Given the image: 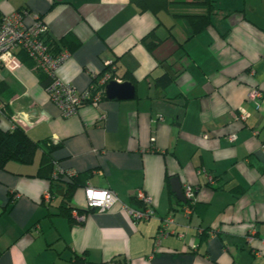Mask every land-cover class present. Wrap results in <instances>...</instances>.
Here are the masks:
<instances>
[{"label":"crops","instance_id":"1","mask_svg":"<svg viewBox=\"0 0 264 264\" xmlns=\"http://www.w3.org/2000/svg\"><path fill=\"white\" fill-rule=\"evenodd\" d=\"M170 1L153 13L129 0H0L2 17L21 9L26 20L39 16L49 42L68 33L78 41L57 68L64 82L82 90L107 72L134 87L133 98L104 96L64 117L23 51H15L14 70L0 64V128L18 127L41 144L32 163L0 168V264L264 263L253 253L264 250V0H211L210 23L194 34L184 14L207 8ZM163 73L171 76L164 87L156 84ZM251 88L262 93L257 106L247 99ZM46 144L54 167L89 171L86 184L137 209L142 190L154 214L133 222L117 202L70 223L58 213L60 186L42 201ZM166 176L195 189L189 213ZM71 204L86 208L82 187ZM167 215L174 232L155 244Z\"/></svg>","mask_w":264,"mask_h":264},{"label":"built area","instance_id":"2","mask_svg":"<svg viewBox=\"0 0 264 264\" xmlns=\"http://www.w3.org/2000/svg\"><path fill=\"white\" fill-rule=\"evenodd\" d=\"M28 15L27 10L21 9L11 11L2 17L0 22V64L10 70H14L19 65V60L16 57L15 51H23L33 62L37 68L43 72L48 82L44 86L50 99L60 108L62 116H70L74 114L78 108L86 102L96 104L98 100L104 97V86L111 79L109 73H103L96 81L91 82L86 88L78 90L72 83L64 82L57 74L58 66L69 56V49L63 47L59 50H53L46 38L48 33L47 24L39 17L33 16L31 20H26ZM109 62L105 61L104 66H108ZM262 93L257 88H251L247 94V99L252 101L254 105H258ZM5 105L0 103V113L4 112ZM239 115L235 118L245 119L248 113L239 109ZM16 121V119H14ZM20 126V124H18ZM235 134L228 135L229 140H234ZM75 171H63L58 167L52 170V177L56 178L58 174L65 176L75 175ZM83 200L86 208H94L97 211H105L113 204L119 202L120 209L125 212L133 222L145 220L154 214L152 207V199L142 190H138L136 198L145 204L144 208L137 209L127 204L121 203L115 192L111 189L94 187L86 184L82 189ZM183 194L188 204L185 205L186 213L191 211L190 204L196 201L195 189L190 184H184ZM52 194L49 188L42 192V201L49 202ZM74 219L82 221L84 214H78L77 210L71 212ZM173 223L171 215H167L161 219L158 230L155 236V244H158L160 238L174 230L170 229V224ZM253 230L247 236L249 241H252ZM264 245V235L260 238ZM255 255L264 257V250L256 248L253 250ZM264 264V263H263Z\"/></svg>","mask_w":264,"mask_h":264},{"label":"trees","instance_id":"3","mask_svg":"<svg viewBox=\"0 0 264 264\" xmlns=\"http://www.w3.org/2000/svg\"><path fill=\"white\" fill-rule=\"evenodd\" d=\"M131 3L135 4L140 11H152L156 13L160 9L167 10L169 5L172 3L170 0H129ZM196 4L202 5L207 8L204 13H192V14H184V17L188 20L191 28L192 34L202 30L206 25L210 23L209 20V10H211V0H195ZM184 3V2H183ZM193 3V2H191ZM2 20V16L0 14V22ZM48 41V40H47ZM62 44V46L60 45ZM48 45L53 50H59L63 47L72 48L78 45V41L72 38L71 34H66L64 37L60 38L59 42H48ZM153 43H146L147 48L152 49ZM25 56H27L24 53ZM28 57V56H27ZM41 72V71H40ZM44 77H46L45 82H48L47 76L41 72ZM171 81V76L167 73H163L159 77L156 78V84L162 87L166 86ZM45 83V85H46ZM47 149L42 150L40 157V166H39V174L44 175V177L48 180L49 190L53 195L54 188L58 186L61 187V200L58 205V213L60 215L65 216L70 223H81L82 221H78L74 219L71 212L73 209L77 210L78 214H85L88 210H94V208H80L71 204V198L73 196L74 191L86 185V179L89 176V171L75 173L73 176H63L58 174L56 178H53L51 173L54 168L52 159L50 157V144H46ZM49 145V146H48ZM41 147V144L37 141H33L30 139L26 133L16 127L12 130H3L0 128V168H5V165L8 161L14 160L20 163L29 164L32 163L35 157V153L38 148ZM170 176H166V179L169 180ZM64 184V185H62ZM173 195V193H172ZM137 199V198H136ZM12 201V199H10ZM136 201V200H135ZM136 202H139L138 200ZM188 204V201H185V205ZM190 204L192 208L193 205ZM114 264H128L124 259L117 257L112 259Z\"/></svg>","mask_w":264,"mask_h":264},{"label":"water","instance_id":"4","mask_svg":"<svg viewBox=\"0 0 264 264\" xmlns=\"http://www.w3.org/2000/svg\"><path fill=\"white\" fill-rule=\"evenodd\" d=\"M104 96L108 99H130L134 96V87L130 80L128 79H110L106 82L104 86ZM171 190L175 194L176 198L185 202V197L183 194V189L178 181V178L173 176L170 178Z\"/></svg>","mask_w":264,"mask_h":264}]
</instances>
